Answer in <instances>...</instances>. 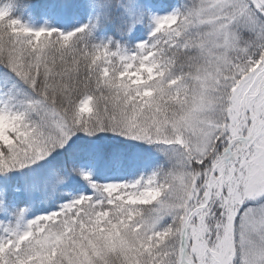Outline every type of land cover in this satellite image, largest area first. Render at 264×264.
<instances>
[{
	"label": "snow or ice",
	"instance_id": "1",
	"mask_svg": "<svg viewBox=\"0 0 264 264\" xmlns=\"http://www.w3.org/2000/svg\"><path fill=\"white\" fill-rule=\"evenodd\" d=\"M0 264H264V0H0Z\"/></svg>",
	"mask_w": 264,
	"mask_h": 264
}]
</instances>
